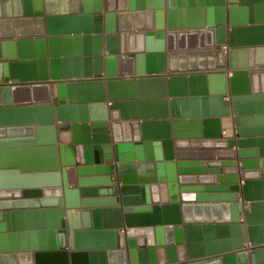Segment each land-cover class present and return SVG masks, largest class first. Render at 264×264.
<instances>
[{"label":"water","instance_id":"1","mask_svg":"<svg viewBox=\"0 0 264 264\" xmlns=\"http://www.w3.org/2000/svg\"><path fill=\"white\" fill-rule=\"evenodd\" d=\"M262 244L264 0H0V264H259Z\"/></svg>","mask_w":264,"mask_h":264},{"label":"crops","instance_id":"2","mask_svg":"<svg viewBox=\"0 0 264 264\" xmlns=\"http://www.w3.org/2000/svg\"><path fill=\"white\" fill-rule=\"evenodd\" d=\"M107 32L105 31L104 34H106ZM17 39V38H15ZM222 47H224V45H221ZM103 55H106L107 54V51L104 50L101 52ZM238 65V53H237V50L236 49H227V72H228V76L231 75V72L232 70H235L236 67ZM226 102H227V99L228 98H225ZM111 102L107 101V104L109 105ZM222 126H223V133L224 134H233L234 133V127H235V123H234V115H230L228 117H223L222 118ZM235 149V147H234ZM182 151H186L187 153H191V155H193V157L195 156L196 158L198 157H202L203 155H207V154H203V153H206V152H213V151H217L218 149L216 148H213V147H210V146H206V145H201V144H192V145H189L183 149H181ZM200 153V154H199ZM115 165H117L118 163L117 162H114ZM243 183V181L241 182V184ZM117 185L119 186L120 183L118 182ZM98 187H107L109 185H106V184H99L97 185ZM245 209V208H244ZM241 217L242 219H245V215L244 213L241 214ZM217 234V233H216ZM233 239V236L232 234H229L227 237H225V239ZM217 239V238H216ZM264 245V244H262ZM245 251H247V253L250 255L252 250H251V246H250V243L247 241L244 243V248ZM218 251V250H216ZM234 250L232 251H227V252H223V253H217V254H213V255H209V256H205L203 258H200V259H211V258H214V257H220L221 255H226L228 253H233ZM144 261V260H143ZM145 261H146V257H145ZM165 261V260H163ZM147 263V262H146ZM166 264V262H165ZM252 264V263H250ZM259 264H264V262L262 263H259Z\"/></svg>","mask_w":264,"mask_h":264}]
</instances>
